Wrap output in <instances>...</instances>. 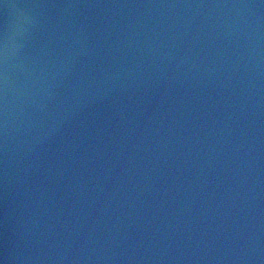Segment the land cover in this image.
I'll return each instance as SVG.
<instances>
[{
    "label": "water",
    "instance_id": "95a60500",
    "mask_svg": "<svg viewBox=\"0 0 264 264\" xmlns=\"http://www.w3.org/2000/svg\"><path fill=\"white\" fill-rule=\"evenodd\" d=\"M3 264H264V0H0Z\"/></svg>",
    "mask_w": 264,
    "mask_h": 264
},
{
    "label": "snow or ice",
    "instance_id": "6c2138e0",
    "mask_svg": "<svg viewBox=\"0 0 264 264\" xmlns=\"http://www.w3.org/2000/svg\"><path fill=\"white\" fill-rule=\"evenodd\" d=\"M0 264H3V262H2V261H0Z\"/></svg>",
    "mask_w": 264,
    "mask_h": 264
}]
</instances>
